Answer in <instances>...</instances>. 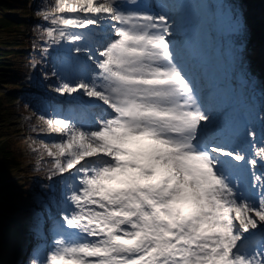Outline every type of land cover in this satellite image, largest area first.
Segmentation results:
<instances>
[{
  "label": "snow or ice",
  "instance_id": "obj_1",
  "mask_svg": "<svg viewBox=\"0 0 264 264\" xmlns=\"http://www.w3.org/2000/svg\"><path fill=\"white\" fill-rule=\"evenodd\" d=\"M231 13L243 66L247 22ZM37 14L42 54L72 45L55 90L87 97L91 118L39 116L55 136L32 149L37 165L68 176L53 247L30 264H264V143L247 130L249 151L208 130L213 110L170 39L176 21L140 0H54Z\"/></svg>",
  "mask_w": 264,
  "mask_h": 264
},
{
  "label": "rangeland",
  "instance_id": "obj_2",
  "mask_svg": "<svg viewBox=\"0 0 264 264\" xmlns=\"http://www.w3.org/2000/svg\"><path fill=\"white\" fill-rule=\"evenodd\" d=\"M239 2H243V12L244 16L246 18L247 27L248 30H252L254 26L257 24L258 21H261V27L264 31V0H182L181 2V9L180 12L183 13L181 16L179 13H175V15L172 16L173 19H176L177 17H180L182 20V23L187 24V29L190 31V36L187 39V52L190 55V58L194 60L193 66L195 65L196 68H202V71L205 75L206 83L209 85V95L211 96V91L214 89L217 90L216 96L213 97V101L210 103V107L213 110V127H216V125L221 122L220 116L221 112L228 110L229 107H234L237 104L241 105H249L247 101V94H243L239 92V88H241L244 83H246V80L250 81L252 84L256 82L255 78L259 76H263V83H262V90H263V97H264V41L258 45L255 53H252L249 48L247 47V60L243 63V66L241 65V60L243 57L241 56L240 52L237 51V49H231V60L229 63L226 62L224 58V54L227 52L224 47L227 42V40H233L234 38L238 37L240 33H234L233 36L229 37H222L218 32L215 31L214 26L212 24V19L223 17V18H232L231 9L233 6L239 7ZM51 2H54V0H51ZM227 3V4H226ZM226 4V5H225ZM225 5V6H224ZM224 6V7H223ZM223 7L218 13L215 14V10ZM202 9H205L209 11V16H205V19H200L198 17V14ZM4 10V9H3ZM1 13H5L7 15H11L13 19L20 18L19 20H25L26 22H30V24L36 23L35 27L37 26V23L41 21V19L38 18V15L35 13L33 16L31 15V19L25 17V14L22 12H16L12 11L11 8L6 7L5 11H2ZM187 13L188 16L185 14ZM215 14V15H214ZM188 17V18H187ZM222 20V18H221ZM258 20V21H257ZM28 22V23H29ZM44 21H42V24ZM46 23V22H45ZM229 22L227 21V24ZM201 25H206V46L203 47L200 42L201 35L198 34V28ZM211 25V26H210ZM229 26L226 25V28ZM33 29L31 25L22 28H19L16 31L11 32H4L0 29V48H5L2 46V44H5L3 42L8 41V39L12 40L13 42L16 41V39L20 43L25 44H32L35 43L38 45L40 40L38 42L31 41L28 37V31L29 29ZM223 26L221 27L222 30ZM33 29L32 31H34ZM228 30V29H227ZM249 32V31H248ZM247 32V33H248ZM8 36V39L6 37ZM249 37V35H247ZM22 38V40H21ZM227 39V40H226ZM248 42V41H247ZM246 42V46L249 44H253V42ZM19 43V44H20ZM28 45H26L28 47ZM69 46L70 44L67 43ZM252 46V45H251ZM19 48V47H17ZM242 51V49H241ZM56 53V52H55ZM66 55L63 54L64 57ZM74 55V52L72 53ZM62 57V58H63ZM55 58V57H54ZM9 59V62L19 63V60L15 59ZM254 59V60H253ZM0 60H3L0 58ZM248 62V64H246ZM4 65L0 69V133L4 134L6 137H3L5 142L4 144H9V140H13L15 138L14 142L18 141V136L15 135H23L25 132L27 133V130L30 128H33L34 124H28L29 121H36L37 130L39 131V116L42 115L38 112V110H35L34 108L28 113H23L18 109V101H8L7 99H4L6 95L4 94L6 88L10 87H17L14 82H12L15 77L13 76L15 73H18L17 67H13V65ZM241 66V67H240ZM219 68V69H217ZM213 70L212 76H209L208 71ZM26 74V73H25ZM24 75V73H23ZM30 75V79L37 78L44 76V74H38L27 72V78ZM59 75V74H58ZM54 76L53 74L49 75L47 74V77ZM39 77V78H40ZM42 78V77H41ZM29 79V78H28ZM243 79V81H242ZM51 80V79H50ZM59 85V80L57 79V76H54L52 84L45 85L46 89L52 93L50 101L54 102H62L65 106L64 108L58 110L60 113H69V112H75L76 116H83L88 114L89 112L85 110V103L88 101L87 97L82 96V94H61L58 93L55 89ZM32 88V85H27L26 88ZM23 90V89H22ZM239 92V93H238ZM231 93L233 95H231ZM262 97V96H261ZM260 97V99H261ZM48 100L47 102L50 103ZM43 103V102H40ZM48 104V103H47ZM46 109V106L44 104H40ZM62 105V106H63ZM50 106H47L46 111H49ZM58 113V112H57ZM53 114V113H51ZM45 113V115H51ZM262 115L259 113L258 109L255 108V112L251 114V119L254 121L253 125L250 126V129L252 131H255L256 133V143H264V140L260 138L261 136H264L263 133L259 134L258 130L260 128L257 126L258 123L262 124ZM260 124V126H261ZM49 138L51 136H55V134H49ZM8 137V138H7ZM12 138V139H9ZM233 139L238 142L242 143L246 148L250 151V143L251 140L250 137H248L246 134L242 136L239 140H237L235 137ZM1 140V139H0ZM262 140V141H261ZM50 139L47 141L49 142ZM20 142V141H19ZM40 142V141H39ZM39 144V143H38ZM40 145V144H39ZM39 145L34 144L29 141H24L21 143L20 149L22 148V151L24 152V158H22V162L27 165V160H33L34 164L32 167H35L34 169H39L41 167L37 165V158L39 153L32 151L33 148L39 147ZM27 158H26V157ZM47 158V157H45ZM9 159L6 160H10ZM26 161V163H25ZM258 172H264V163H258L257 169ZM17 171V170H16ZM16 171H12L11 169L6 173H0V182H8V181H15L17 184L21 185ZM248 180L250 181L251 176V168L248 169ZM31 178H34L37 180V175ZM65 176H68L67 173H65ZM24 182V181H23ZM24 184V183H23ZM114 187L119 185H113ZM29 190L35 189V194L26 196L24 204H26V200L30 203V201L40 204L44 208H47L48 205H57L59 203V200L57 201L53 196L46 195L44 191L41 189L35 188V185H30ZM21 189V188H20ZM22 190V189H21ZM32 192V191H31ZM58 202V203H57ZM27 213H24L22 215H9L5 219V223L8 224L6 226V236L8 240V246L5 245L4 241H0V249L3 247L5 249V252L2 253L0 250V264H22L23 263V254L25 253V247L27 242L30 240V236L33 232L37 231L35 228V224L37 220H39L40 224L42 223L39 231L42 232L43 236H46L47 234L50 235L51 233V221L50 219L46 218L45 212L40 209H33L29 211L28 208H26ZM29 220L31 222H29ZM50 225H49V224ZM56 232V230H55ZM43 240V244L49 243V238L41 237ZM39 249H41L43 252L45 250V247L42 245V242L39 243ZM50 251V250H49ZM37 255V252L34 253ZM24 256H26L24 254ZM45 258L44 253H38L37 259L43 261Z\"/></svg>",
  "mask_w": 264,
  "mask_h": 264
},
{
  "label": "trees",
  "instance_id": "obj_3",
  "mask_svg": "<svg viewBox=\"0 0 264 264\" xmlns=\"http://www.w3.org/2000/svg\"><path fill=\"white\" fill-rule=\"evenodd\" d=\"M223 1H228V0H223ZM51 3V0H0V29L1 31L4 32H11V31H16L19 28L22 27H27L28 25L33 27L35 29H29L28 37L30 38L31 41L40 42L38 45L35 43L32 44H25V43H20L17 39L16 41H12L8 39V36L6 39L8 41L3 42L5 44H2L5 48H0V58L3 60H0V69L4 65H13V67H17L19 70L18 73H15L13 76L15 79L12 81L17 87H10V90L8 92H5L4 94L6 97L4 99H7L8 101L14 102L18 101V109L23 112V113H28L34 108L35 110H38L36 106H38L42 100V95L39 93H33V94H25L20 91V89L23 86L27 85H32L34 88L37 90H47L45 85L47 84H52L54 76H49L47 77V74H52L54 71H56L53 62V57H56V49L60 48H68L67 43L62 41L61 44L59 45H52L50 48H52L51 52H48L47 54H42V48L45 45V41L40 39L39 32L41 27H46L48 26L45 24V21L37 14L41 9L43 8L45 3ZM240 8L243 6V2H239ZM6 7L11 8L12 11H18V12H30L32 15L35 13L38 15V18L41 19L40 23H37L38 27H35L36 23L30 24L25 21L19 20L20 18L13 19L8 16H6L4 13H1L2 11L6 10ZM4 9V10H3ZM42 21L44 23L42 24ZM258 21V20H257ZM236 31L234 23L230 25V28L228 31L226 30L223 33V37H229L233 36V33ZM249 32L247 35L249 37H246L245 42H253V44L247 45L252 53L256 52V49L259 48L257 47L264 41V31L263 28L261 27V21H258L257 24L254 26L252 30H248ZM243 37L239 35L238 37L234 38L232 41L227 40V46L232 47L233 45L238 46L240 43V40ZM22 40V38H21ZM247 42V43H248ZM20 43V44H19ZM28 45V47L26 46ZM252 45V46H251ZM19 47V48H17ZM17 59L19 60V63H14V62H9V59ZM254 60V59H253ZM47 61H50L49 64H46ZM248 64V62H246ZM241 67V66H240ZM27 72H34L38 74H44V76H39L37 78H32L30 79V75L27 78ZM24 73V75H23ZM26 73V74H25ZM51 79V80H50ZM256 82L253 84L246 80V89L253 87V86H261L263 83V76L257 77L255 79ZM245 89V88H244ZM1 105V104H0ZM259 109V112L262 115V128L258 130V133L261 134L264 132V100L259 103L257 106ZM2 109V108H0ZM42 115H45L44 113ZM35 123V124H34ZM28 124H34L36 126V121H29ZM38 127V126H36ZM27 130V133L25 132L23 135H15L18 136V141H15V138L13 140H9V144H4L5 140L3 137H6L3 133H0V173H6L10 169L12 171H16L18 179L22 182L21 185L17 184L14 180L13 181H8V182H0V241H4L5 245L8 246V240L6 233L7 231L6 226L8 224L5 223V219L9 215H22L24 213H27L26 208L31 210L33 209H40L45 212V216L48 219L54 220L51 218V216L55 213L56 205H48L49 210L47 211V208L43 207L38 203H34L28 200L25 202V197L29 195L35 194V189L29 190L30 185H35L36 189H41L43 191H47L53 194L57 200H60L63 198V187H62V180L64 178L62 177H52L49 178L47 169L45 166L41 165L39 169H34L35 167H32L34 164L33 160H27V165H25L22 162V158H24V152L22 151V148L20 149V144L23 143L24 141H29L34 144L39 145L41 141L47 142L49 139L50 141L53 139V136L49 138V133L46 132H40V131H33V128H30ZM8 138V137H7ZM262 140H264V136H261ZM12 139V138H9ZM261 140V141H262ZM20 141V142H19ZM40 141V142H39ZM39 143V144H38ZM10 160H6L9 159ZM26 157V156H25ZM27 158V157H26ZM47 159V158H45ZM26 163V161H25ZM35 174H39L44 177L45 181L42 180H35L34 178H31L32 175L36 176ZM32 176V177H34ZM24 183V184H23ZM22 190H21V189ZM35 190V191H34ZM45 193V192H44ZM29 222H31L29 220ZM57 223V222H54ZM52 224V223H51ZM46 237V236H45ZM32 238V239H31ZM39 241L41 239L39 238L38 234H31L30 236V246L31 249L37 248ZM51 243H53V238L51 237L50 240ZM2 253L5 252V249L2 247L0 249ZM23 258V257H22ZM1 260V259H0ZM31 260V256L26 257L25 260H23L24 264H29Z\"/></svg>",
  "mask_w": 264,
  "mask_h": 264
},
{
  "label": "bare ground",
  "instance_id": "obj_4",
  "mask_svg": "<svg viewBox=\"0 0 264 264\" xmlns=\"http://www.w3.org/2000/svg\"><path fill=\"white\" fill-rule=\"evenodd\" d=\"M166 2H167V4H168V6H170L171 7V5H172V3L174 2V0H166ZM212 25V24H211ZM210 25V26H211ZM234 33H238L237 31H235ZM233 33V34H234ZM248 47V46H247ZM249 48V47H248ZM250 49V48H249ZM214 96V95H213Z\"/></svg>",
  "mask_w": 264,
  "mask_h": 264
}]
</instances>
